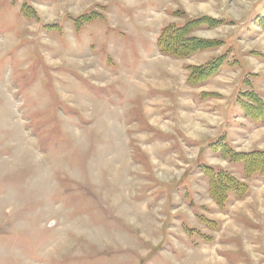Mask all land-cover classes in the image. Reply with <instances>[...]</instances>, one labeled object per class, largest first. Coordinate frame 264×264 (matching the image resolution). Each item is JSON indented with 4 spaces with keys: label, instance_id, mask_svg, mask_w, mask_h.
Listing matches in <instances>:
<instances>
[{
    "label": "rangeland",
    "instance_id": "rangeland-1",
    "mask_svg": "<svg viewBox=\"0 0 264 264\" xmlns=\"http://www.w3.org/2000/svg\"><path fill=\"white\" fill-rule=\"evenodd\" d=\"M259 15L264 0H0V264H264V178L209 145L264 150L237 101L264 102ZM204 17L220 24L190 36L223 44L160 54L164 27ZM204 166L247 192L216 202Z\"/></svg>",
    "mask_w": 264,
    "mask_h": 264
},
{
    "label": "trees",
    "instance_id": "trees-1",
    "mask_svg": "<svg viewBox=\"0 0 264 264\" xmlns=\"http://www.w3.org/2000/svg\"><path fill=\"white\" fill-rule=\"evenodd\" d=\"M93 15L89 17L84 15L73 19L76 28L82 23H88L93 20ZM216 19L197 18L187 19L181 25L170 24L164 27L156 40V46L160 54L174 59H185L193 54L212 47L223 44V41L203 40L194 36H190V32L200 26H216L220 23ZM256 21L258 25L264 29V15L259 16ZM80 28V27H79ZM225 54L219 55L201 67H187L189 73L187 81L192 86L198 85L210 78L218 72L219 68L224 65ZM201 73V75H200ZM239 106L244 111L245 117L256 124L264 126V102L252 90L240 93L237 99ZM226 140L220 138L211 142L210 148L220 154L222 158L232 162H240L242 164L243 174L246 180H250L257 175L264 178V150H252L248 152H235ZM203 167V166H202ZM203 173L208 177L209 190L213 199L218 203H223L228 193H232L236 198H242L247 192L248 185L237 179L229 171L222 168H213L204 166Z\"/></svg>",
    "mask_w": 264,
    "mask_h": 264
},
{
    "label": "crops",
    "instance_id": "crops-1",
    "mask_svg": "<svg viewBox=\"0 0 264 264\" xmlns=\"http://www.w3.org/2000/svg\"><path fill=\"white\" fill-rule=\"evenodd\" d=\"M259 16H261V15H259Z\"/></svg>",
    "mask_w": 264,
    "mask_h": 264
}]
</instances>
